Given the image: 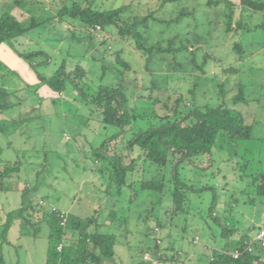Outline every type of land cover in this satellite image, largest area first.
<instances>
[{
  "label": "rangeland",
  "instance_id": "rangeland-1",
  "mask_svg": "<svg viewBox=\"0 0 264 264\" xmlns=\"http://www.w3.org/2000/svg\"><path fill=\"white\" fill-rule=\"evenodd\" d=\"M13 1L0 0V7L9 8L21 21L29 22L32 16L42 20L54 12L53 0H20L22 7ZM91 1L100 8L132 3L133 14L141 15L150 11L156 15L171 14V8L177 6L178 10L182 5L175 1L167 5L168 9H162L163 0ZM238 2L240 5V0ZM239 14L240 6L236 20ZM244 20L245 28L240 33L225 34L221 28L210 43L201 44L198 63L202 62L203 53L216 57L207 63V74L194 71L171 75L166 62L156 73L160 84L168 83L189 98L188 89L201 85L196 91L200 103L234 106L253 126L252 139H232L220 134L210 152L180 162V178L189 187L183 189L185 195L176 211H173L170 190L173 185L163 192L142 189L135 192L128 185L118 193L114 186L110 187L109 173L103 168L105 160L100 158L95 163L93 158L100 152L103 140L116 129L107 127L99 112L71 84H67L59 97L46 85L38 92L34 85L27 87L38 81L32 65L43 61L45 56H35L30 63L16 51L29 53L42 49L48 53V62L37 66L40 73L51 75L63 62L68 69L79 64L90 69L88 80L91 83L101 79L109 83L117 78L112 69V52L121 49L137 71L130 72L131 82L124 83L134 104L138 96L146 93L151 76L146 74L143 58L130 43L121 42L104 53L95 40L74 38L65 22L54 21L18 37L15 47L3 44L0 61L5 63L1 51L4 49L10 70L0 69V89L24 88L12 98L25 102L0 110V120L24 117L15 125L5 122V131L0 134V157L23 161L18 189H0V249L8 256L12 253L9 243L22 242L30 247L35 245L32 248L37 263L45 259L50 226L34 217L31 223L23 221L19 211L24 187H28L27 204L37 206L39 198L44 197L49 203L82 217L96 215L99 230L117 234L115 250L123 260L129 259L131 254L141 257L143 246L155 244L153 228L157 222L161 223L157 232L161 247L170 255L179 252L182 264H206L211 254L221 248L228 239L221 221H226L228 232L233 230L231 238L234 239L264 228V197L255 193L253 181V175L264 170V10L245 15ZM158 27L159 39H162L161 31L168 33L174 29L163 22ZM235 42L243 44L244 53L235 51ZM229 66L234 69L225 72ZM240 89L244 97L235 103L233 97ZM140 100L142 104L148 102ZM143 167L147 172L151 170L146 164ZM141 168L128 174V182L137 178ZM169 172L167 170L168 175ZM113 194L116 201L111 197ZM111 208L116 209L118 218L109 215ZM197 236L199 243L195 244ZM128 241L132 247L128 246Z\"/></svg>",
  "mask_w": 264,
  "mask_h": 264
},
{
  "label": "trees",
  "instance_id": "trees-1",
  "mask_svg": "<svg viewBox=\"0 0 264 264\" xmlns=\"http://www.w3.org/2000/svg\"><path fill=\"white\" fill-rule=\"evenodd\" d=\"M175 1L182 5L178 10L177 6L171 8V14L156 15L150 11L141 15L133 14L132 3L121 2L111 8H100L91 0H53L51 4L54 12L50 17L38 20L32 16L29 22L19 20L6 6L0 7V46L8 43L15 47L18 37L27 35L31 30L47 23L61 21L69 26L68 29L74 38L95 40L98 46L104 49V53L121 42L130 43L140 53L143 58L142 67L151 79L145 87L146 93L138 96L137 101L132 104L124 83L131 82L129 73L137 71L123 56L121 49L112 52V69L117 73V78L109 83L102 79L98 83H91L88 80L90 69L79 64L73 69H68L63 62L51 75L40 73L37 66L48 62V53L42 49L29 53L16 49L18 54L26 57L30 63L34 61L35 56H45L43 61L32 65L38 81L28 84L27 87L34 85L35 92H38L41 86L46 85L59 97L67 84H71L82 98L99 112L102 122L107 127L116 129L103 140L100 152L93 158L95 163H98L100 158L105 160L103 168L109 173V186H114L120 193L121 189L128 185L135 189V192L141 189L163 192L173 185L174 187L170 188L174 199L173 211L181 205V199L185 195L183 189L189 187L180 178V162L210 152L220 134L232 139H252L253 126L247 122L244 113L234 106L223 103L210 106L200 103L196 99V91L201 85L195 84L188 89L189 98L168 83L160 84L156 73L166 62L171 75L179 72L190 74L194 71L207 74V63L216 57L203 53L202 62L198 63L201 44L210 43L214 33L221 28L225 34L240 33L245 28V15L252 16L254 12L264 10V0H240V5L238 0H163L161 8L168 9L167 5ZM13 2L16 6H23V1ZM239 6L240 14L236 20ZM162 22L167 24L169 29H174L168 33L161 31L162 39H159L158 25ZM96 26L101 27L99 32L91 31V28ZM234 49L237 53L245 51L241 42H235ZM0 69L9 68L6 63L0 61ZM233 69L234 67L229 66L224 71L231 72ZM23 89L8 91L1 88L0 110L24 104V99L20 98L17 102L12 98ZM243 97L240 89L233 101L236 103ZM140 99H146L148 102L142 104ZM22 120V115L20 119H1L0 134L5 131V122L15 125ZM144 164L151 169L149 172L144 170ZM22 167L23 161L19 158L13 160L0 157V189H18ZM140 168L142 171L137 178L128 182V174ZM167 170H170L169 175ZM16 178L18 179L10 182ZM5 181L10 184H5ZM253 181L255 193L264 197V170L255 173ZM27 190L28 187L22 189L24 197L19 211L23 221L31 223L34 217L38 221H46L50 226L46 264H57L60 260L76 264H113L117 254V234L99 230L96 215L82 217L49 203L44 197L39 198L37 206L27 204ZM111 197L113 198L114 194ZM57 211L66 212L67 221L64 225L61 224ZM25 213L28 214L27 217ZM109 215L118 218L114 208L109 210ZM221 222L228 239L220 249L211 254L206 264H264V248L259 243L255 242L251 251L245 248V240L253 234L231 238L233 230L228 232L226 221ZM156 227L160 230L161 223L157 222L153 230ZM260 228L263 227L257 230ZM153 232L157 235V232ZM154 239V245L142 247V254L150 251L157 261L166 257L182 264L179 261V252L168 254L156 242L155 236ZM60 243H63V248L58 251ZM128 246L132 247L129 241ZM235 249L241 251L238 257L232 254ZM133 258L131 264H157L143 261L136 256ZM117 263L124 262L120 260Z\"/></svg>",
  "mask_w": 264,
  "mask_h": 264
},
{
  "label": "built area",
  "instance_id": "built-area-1",
  "mask_svg": "<svg viewBox=\"0 0 264 264\" xmlns=\"http://www.w3.org/2000/svg\"><path fill=\"white\" fill-rule=\"evenodd\" d=\"M101 29L100 26H96V28H91V31H95V32H99V30ZM68 137V136H67ZM41 203H43V201H41ZM58 215L61 218V224L64 225L67 221V216H66V212L65 211H57ZM155 232L159 231V228L156 227L154 229ZM156 238V242L158 244H161V238L157 235H155ZM257 242L259 243L263 248H264V228H260L259 230H257L251 237H249L248 239L245 240V248L248 249L249 251L252 250L253 248V244ZM194 243L198 244L199 243V237L197 236L194 239ZM63 248V243H60L58 245V251H61ZM205 248L209 249L210 247L208 245H205ZM240 250L239 249H235L232 254L234 257H238L240 255ZM143 261L146 262H152V263H156L157 264H180L179 262H174L172 260L167 259L166 257H163V259L161 261H157L156 256L150 252V251H146L144 252L141 257H140ZM57 264H76L74 262H68V261H58ZM116 264H120V263H116ZM122 264H131L130 262H124Z\"/></svg>",
  "mask_w": 264,
  "mask_h": 264
},
{
  "label": "crops",
  "instance_id": "crops-1",
  "mask_svg": "<svg viewBox=\"0 0 264 264\" xmlns=\"http://www.w3.org/2000/svg\"><path fill=\"white\" fill-rule=\"evenodd\" d=\"M1 51L3 53L2 54L3 57H5V58H3V60L5 61V63H8L7 58H6V51L4 52V49H2ZM238 237H236V238H238ZM32 247H35V245H31V247H30V244H24L22 242H18L15 245L12 244V243H9V248H12V253L11 254L8 253V256H7V254L4 251V249L3 248L0 249V264H46V262H47L48 245H47L46 249L44 250L45 259L43 261H39V263H37V261L34 258L35 256H33L34 255V253H33L34 249ZM15 248H18V250L15 249ZM23 252H26V253L24 254ZM9 255H11V256H9ZM179 255H180V253H179ZM135 256L137 258H140V256L131 254L129 259L123 260L118 254H116V256H115V258L113 260V264H116L120 260L122 262H130L131 263L132 261H134L133 257H135ZM179 261L181 263H183V258H182L181 255H180V260Z\"/></svg>",
  "mask_w": 264,
  "mask_h": 264
}]
</instances>
